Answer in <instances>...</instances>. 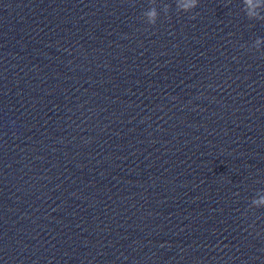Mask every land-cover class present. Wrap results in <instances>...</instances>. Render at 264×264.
Instances as JSON below:
<instances>
[{"label":"water","instance_id":"obj_1","mask_svg":"<svg viewBox=\"0 0 264 264\" xmlns=\"http://www.w3.org/2000/svg\"><path fill=\"white\" fill-rule=\"evenodd\" d=\"M187 2L0 0V264H264V0Z\"/></svg>","mask_w":264,"mask_h":264},{"label":"clouds","instance_id":"obj_2","mask_svg":"<svg viewBox=\"0 0 264 264\" xmlns=\"http://www.w3.org/2000/svg\"><path fill=\"white\" fill-rule=\"evenodd\" d=\"M197 3H198V0H188L187 3L183 4L182 6L179 5L177 3V7H181L182 8V11H188L189 9L191 8H195L197 6ZM243 4L246 6V8L248 6H252V0H243ZM259 6V5H257ZM148 15L150 17H155L156 15V12H155V9L151 10L150 12H148ZM246 15L249 19H252V18H255V19H259V20H264V15H261L260 13H257V12H253V11H250V10H247L246 11ZM150 23L154 24L155 23V20L152 19L150 21ZM261 39H264V38H261V37H258L257 40L255 41V43L257 45H259ZM254 203H264V198H262L259 202L257 201H254Z\"/></svg>","mask_w":264,"mask_h":264}]
</instances>
